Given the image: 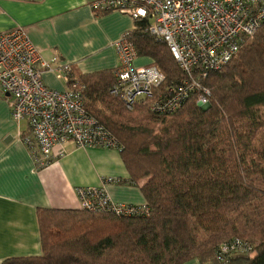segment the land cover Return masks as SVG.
<instances>
[{
    "label": "trees",
    "instance_id": "1",
    "mask_svg": "<svg viewBox=\"0 0 264 264\" xmlns=\"http://www.w3.org/2000/svg\"><path fill=\"white\" fill-rule=\"evenodd\" d=\"M135 27L138 57L165 74L163 87L179 82L167 45L147 21ZM115 73L78 78L85 108L123 147L130 184L141 185L149 215L39 209L42 255L2 264H219L217 248L234 239L255 254H237L231 264H264V26L204 82L207 109L198 94L168 116L151 112L150 100L129 111L110 94Z\"/></svg>",
    "mask_w": 264,
    "mask_h": 264
},
{
    "label": "built area",
    "instance_id": "2",
    "mask_svg": "<svg viewBox=\"0 0 264 264\" xmlns=\"http://www.w3.org/2000/svg\"><path fill=\"white\" fill-rule=\"evenodd\" d=\"M92 11H116L134 21H147V31L169 48L183 77L165 84V74L156 66H134L138 52L127 31L116 43L119 67L110 94L122 99L133 111L150 100L151 112L168 116L176 113L192 96L200 94L198 105L209 106L210 91L204 82L221 70L242 50L248 39L264 26V0H97ZM56 72L63 91L52 90L43 74ZM85 85L70 65L53 68L42 59L23 27L0 33V93L7 98L12 119L27 122L29 134L24 143L38 168L47 166L56 147L64 155L68 142L77 148L116 149L123 147L112 133L85 108ZM8 95V96H7ZM119 183L107 178L104 184ZM80 210L122 218L148 216L149 206L114 202L105 187L77 190ZM237 254H255L247 241L234 239L217 248L219 264H230Z\"/></svg>",
    "mask_w": 264,
    "mask_h": 264
},
{
    "label": "crops",
    "instance_id": "3",
    "mask_svg": "<svg viewBox=\"0 0 264 264\" xmlns=\"http://www.w3.org/2000/svg\"><path fill=\"white\" fill-rule=\"evenodd\" d=\"M94 1L0 0V33L25 28L43 60L55 69L70 65L76 77L117 70L116 43L134 29L135 21L116 11L97 15L91 8ZM152 63L151 58L138 57L134 66ZM42 78L52 90L65 89L54 71ZM28 134L27 122L12 119L7 98L0 93V264L41 256L38 210L80 211L78 188L103 186L116 203H146L141 185L130 184L120 151L82 149L68 142L64 155L56 147L52 161L38 168L24 143ZM107 178L123 183L104 184Z\"/></svg>",
    "mask_w": 264,
    "mask_h": 264
},
{
    "label": "rangeland",
    "instance_id": "4",
    "mask_svg": "<svg viewBox=\"0 0 264 264\" xmlns=\"http://www.w3.org/2000/svg\"><path fill=\"white\" fill-rule=\"evenodd\" d=\"M199 106V105H198ZM201 107V106H200ZM203 108V107H202ZM208 107H205V109H207ZM209 264H211V263H209ZM231 264V263H230ZM235 264H239V262H236Z\"/></svg>",
    "mask_w": 264,
    "mask_h": 264
},
{
    "label": "water",
    "instance_id": "5",
    "mask_svg": "<svg viewBox=\"0 0 264 264\" xmlns=\"http://www.w3.org/2000/svg\"><path fill=\"white\" fill-rule=\"evenodd\" d=\"M8 96V95H7Z\"/></svg>",
    "mask_w": 264,
    "mask_h": 264
}]
</instances>
